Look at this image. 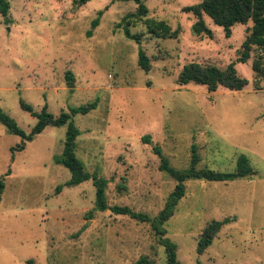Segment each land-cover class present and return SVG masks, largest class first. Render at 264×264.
<instances>
[{
  "label": "rangeland",
  "instance_id": "rangeland-1",
  "mask_svg": "<svg viewBox=\"0 0 264 264\" xmlns=\"http://www.w3.org/2000/svg\"><path fill=\"white\" fill-rule=\"evenodd\" d=\"M0 16V109L29 133L36 119L20 101L39 113L58 116L97 101L96 109L73 120L81 132L75 154L85 170L108 181L109 206L129 207L155 218L175 181L159 170L152 146L170 165L185 169L190 148L198 149V168L233 173L245 155L255 175L229 182L190 180L166 238L177 246L182 264H264V78L252 71L262 54L253 48L246 63H236L248 81L241 92L177 84L187 64L212 62L224 69L237 59L249 22L235 25L231 37L204 16L212 38L191 33L195 19L182 8L202 0H143L147 18L181 28L178 39L152 38L144 20L129 27L141 44L125 37L123 19L134 2L92 0H8ZM102 11L92 36L86 33ZM151 62L137 65L138 48ZM71 71L73 88L65 81ZM66 127L49 126L12 158L21 138L0 124V264H133L147 257L165 263L163 246L148 223L128 215L95 210L92 182L65 187L69 171L55 163L63 151ZM149 136V145L142 138ZM125 181L126 191L116 185ZM59 187H61L59 189ZM231 221L202 254L198 240L212 221Z\"/></svg>",
  "mask_w": 264,
  "mask_h": 264
},
{
  "label": "trees",
  "instance_id": "trees-1",
  "mask_svg": "<svg viewBox=\"0 0 264 264\" xmlns=\"http://www.w3.org/2000/svg\"><path fill=\"white\" fill-rule=\"evenodd\" d=\"M92 0H74L75 7H81ZM122 2H134L136 10L132 14H128L123 19V32L127 39L134 41L140 45L142 34H131L129 27L135 21L144 20L146 33L152 38L158 39H178L181 28L177 27L173 30L166 22L147 18L149 10L143 0H120ZM10 11V3L8 0H0V16L7 22L8 13ZM185 14H191L195 22L191 25V33L196 37L206 36L212 38V31L206 26L204 16L209 18L213 25L223 29L226 38L231 37L232 28L237 25H247L249 22L252 26L247 28V36L237 51V59L234 63L229 64L224 69L217 67L212 62L190 63L181 68L177 77V84L180 87L188 84L205 87L207 92L214 93L219 88H224L230 92H241L247 85L248 81L239 76L235 64L246 63L250 59L253 48L262 51V54L252 64V71L258 78H264V0H202L200 3L186 6L182 8ZM102 11L98 12V18L91 23V29L86 33L87 37H91L93 30L99 25V18ZM138 67L144 72H150L151 62L144 50L138 48ZM65 81L69 88L74 87L75 78L71 71L65 73ZM97 101L87 105L71 109L69 113L62 112L58 116H53L47 112L45 105L39 113L33 112L32 108L20 101L22 110L31 114L36 119L34 127L29 133H25L18 127L16 122L0 109V124L12 135L21 138V143L16 147H12L11 153L14 159L15 152H21L25 149L27 142L33 141L35 136L41 134L45 128L66 127L62 154L55 158V163L66 168L70 173V179L64 184L65 187H73L81 185L84 182H92L95 187V210L99 212L109 211L114 215H128L131 219L138 220L141 223H148L154 232L159 245L163 246L165 253L164 264H182L177 258V246L170 239L166 238L164 229L165 224L173 217L178 202L182 200L186 194L185 183L190 180L205 182H229L236 179L249 178L256 173L250 166L249 160L245 155H239L236 161V169L233 173H220L208 168H198L200 157L198 149L195 146L190 148V162L185 169H176L170 165L169 160L164 156L161 148L157 145L152 146V152L159 159V170L167 174L175 181L172 192L168 195L164 207L156 215L155 218H149L147 214L134 212L129 207L109 206L106 200V186L108 181L99 177L96 173H89L85 170L82 162L75 154L76 139L81 132L74 123V116L87 115L95 110ZM144 144L149 145L151 139L145 136L142 139ZM4 188L0 179V194ZM61 187H59L60 189ZM118 193L126 191L125 181H121L116 185ZM231 220L226 218L223 221H212L203 230L198 240L197 252L202 254L213 240L218 236L222 227ZM26 264H35L33 260H29ZM133 264H154L147 257H140ZM199 264V263H196Z\"/></svg>",
  "mask_w": 264,
  "mask_h": 264
}]
</instances>
